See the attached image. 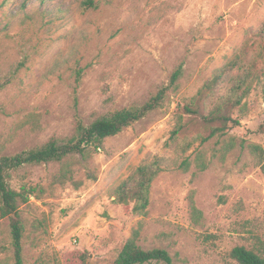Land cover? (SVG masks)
Masks as SVG:
<instances>
[{
    "label": "rangeland",
    "instance_id": "1",
    "mask_svg": "<svg viewBox=\"0 0 264 264\" xmlns=\"http://www.w3.org/2000/svg\"><path fill=\"white\" fill-rule=\"evenodd\" d=\"M81 1L0 0V76L23 62L0 90V156L70 137L76 113L88 124L141 105L178 66L182 71L162 106L105 138L86 161L69 159L79 187L52 182L57 162L10 171L11 188L44 190L18 205L24 264H113L133 230L141 248L165 249L174 264H237L229 256L237 245L264 252V170L240 146H264V133L257 131L264 121V69L242 112H233L240 124L225 137L236 145L223 160L211 158L214 139L195 142L183 157L204 152L208 167L199 171L192 163L186 172H160L144 217L110 195L142 161L174 156L169 136L178 105L242 51L264 21V0H95L97 7L88 10ZM76 66L84 70L75 104ZM183 121L181 137L208 133L197 116L185 114ZM0 264H14L8 217L0 218Z\"/></svg>",
    "mask_w": 264,
    "mask_h": 264
},
{
    "label": "trees",
    "instance_id": "2",
    "mask_svg": "<svg viewBox=\"0 0 264 264\" xmlns=\"http://www.w3.org/2000/svg\"><path fill=\"white\" fill-rule=\"evenodd\" d=\"M44 1V0H41ZM95 0H82L84 10L96 8ZM260 45L253 47L255 41ZM249 51L251 54L249 55ZM264 64V21L249 33L242 45V51L229 58L221 67L216 68L212 75L202 84L195 95L178 105L175 123L170 132L169 140L174 143L172 157L153 156L142 161L126 178L115 184L110 195L130 213L146 216L149 205L151 184L160 172L169 169L188 171L193 163L199 171L208 167L204 152H196L193 160L183 155L195 142L204 144L214 139L212 157L223 160L226 154L235 147L232 136H226V130L240 124V119L233 116V112H242L245 107L243 101L250 93L254 84L260 81ZM23 66L19 62L14 71L7 76H0V90L7 86L15 73ZM84 68L76 66L73 69L74 85L72 87L74 103L77 102V86L83 75ZM182 68L178 66L171 74L169 83L161 86L157 92L141 105H130L115 109L85 124L81 117L75 114L74 133L66 139L50 137L40 146L25 149L13 155L0 156V218L8 217L12 258L14 264H24L22 239L25 225L20 218L18 205L27 203L32 195L41 197L33 186H21L15 190L8 183L9 173L26 164L61 163L59 171L53 175L52 182L63 185L71 182L79 187L81 182H75L74 170L69 159L80 156L84 161L101 146L105 138L119 133L123 128L144 118L148 113L162 106L166 93L170 87L176 88ZM194 115L199 118L208 133H196L191 137H181L185 128L183 115ZM258 132L264 133V121L258 126ZM246 147L248 154L264 170V146L256 143L240 142ZM181 158V159H180ZM189 207L194 219H198L199 211L194 205L191 194L188 197ZM138 231L133 230L130 237L121 246L113 264H174L170 254L161 248L143 249L137 242ZM229 256L237 264H264V252L243 245L234 246Z\"/></svg>",
    "mask_w": 264,
    "mask_h": 264
}]
</instances>
